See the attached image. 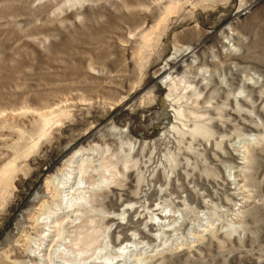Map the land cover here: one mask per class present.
Instances as JSON below:
<instances>
[{
	"label": "rangeland",
	"instance_id": "374dc122",
	"mask_svg": "<svg viewBox=\"0 0 264 264\" xmlns=\"http://www.w3.org/2000/svg\"><path fill=\"white\" fill-rule=\"evenodd\" d=\"M0 264H264V0H0Z\"/></svg>",
	"mask_w": 264,
	"mask_h": 264
},
{
	"label": "bare ground",
	"instance_id": "6f19581e",
	"mask_svg": "<svg viewBox=\"0 0 264 264\" xmlns=\"http://www.w3.org/2000/svg\"><path fill=\"white\" fill-rule=\"evenodd\" d=\"M77 156H75L74 158H76ZM71 164V163H70ZM72 166V165H71ZM74 166V165H73ZM71 170V169H70ZM72 172V171H71ZM70 172V173H71ZM73 173H75V172H73ZM73 177V176H72ZM69 179H70V177H68ZM74 204H75V202H74ZM76 205V204H75ZM72 208V207H71ZM127 248H131V247H126L125 249H127ZM120 255H123L122 253L120 254ZM112 262H113V260H112ZM121 262V261H120ZM110 263H111V261H110Z\"/></svg>",
	"mask_w": 264,
	"mask_h": 264
}]
</instances>
